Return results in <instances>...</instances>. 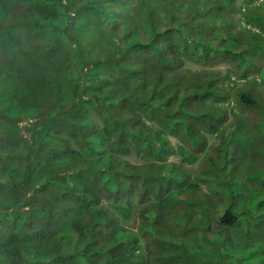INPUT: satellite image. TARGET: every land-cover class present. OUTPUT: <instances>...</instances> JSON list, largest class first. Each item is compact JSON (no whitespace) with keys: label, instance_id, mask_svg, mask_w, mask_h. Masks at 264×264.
Masks as SVG:
<instances>
[{"label":"trees","instance_id":"16d2710c","mask_svg":"<svg viewBox=\"0 0 264 264\" xmlns=\"http://www.w3.org/2000/svg\"><path fill=\"white\" fill-rule=\"evenodd\" d=\"M263 73L264 0H0V264H264Z\"/></svg>","mask_w":264,"mask_h":264},{"label":"rangeland","instance_id":"374dc122","mask_svg":"<svg viewBox=\"0 0 264 264\" xmlns=\"http://www.w3.org/2000/svg\"><path fill=\"white\" fill-rule=\"evenodd\" d=\"M226 63H227L226 61L225 62H223V61L222 62H218V63L215 64V67L221 68L222 70H224L225 68H227L229 66V65H226ZM184 67H185V69L195 70V69L201 68L202 66L193 64L190 61L186 60L185 64H184ZM258 77H259L260 80L258 81V84L255 85V92L258 93L259 97L261 98V100L264 101V77L263 76L261 77L260 75ZM262 78H263V81L261 82ZM242 84H243V82L240 81V82H238V85H236V86L238 88H240V86H242ZM242 88H245V87H242ZM255 110H257V109H255ZM244 112L249 117V126H250V130L249 131H250V134L251 135L254 134L253 137H256L257 130H256V126H254L253 122L256 119V113L258 111L249 112V110L246 108L244 110ZM173 141H175V140L173 139ZM135 218H136L135 212L134 213L132 212V215L129 218H123V217L120 218L119 217L120 222L123 225L130 226L132 228L136 227V219ZM257 239L259 240L258 242H264V234H262V232H257V233L252 232L250 235L244 236V238H242L243 241L244 240L255 241ZM182 264H186V263H182Z\"/></svg>","mask_w":264,"mask_h":264}]
</instances>
